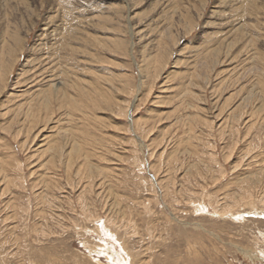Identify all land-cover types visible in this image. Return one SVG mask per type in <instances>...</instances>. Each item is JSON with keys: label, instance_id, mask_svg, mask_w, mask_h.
I'll list each match as a JSON object with an SVG mask.
<instances>
[{"label": "rangeland", "instance_id": "obj_1", "mask_svg": "<svg viewBox=\"0 0 264 264\" xmlns=\"http://www.w3.org/2000/svg\"><path fill=\"white\" fill-rule=\"evenodd\" d=\"M122 261L264 264V0H0V264Z\"/></svg>", "mask_w": 264, "mask_h": 264}, {"label": "bare ground", "instance_id": "obj_2", "mask_svg": "<svg viewBox=\"0 0 264 264\" xmlns=\"http://www.w3.org/2000/svg\"><path fill=\"white\" fill-rule=\"evenodd\" d=\"M64 94V93H63ZM72 152V151H71ZM74 160V159H73ZM226 197V196H225ZM121 260V258H119V261ZM125 262L122 261V264H124Z\"/></svg>", "mask_w": 264, "mask_h": 264}]
</instances>
